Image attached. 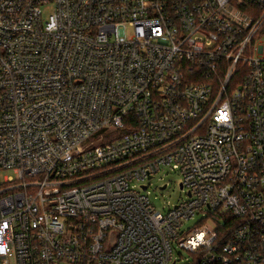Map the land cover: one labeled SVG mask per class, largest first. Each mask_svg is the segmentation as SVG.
Segmentation results:
<instances>
[{"label":"built area","instance_id":"obj_1","mask_svg":"<svg viewBox=\"0 0 264 264\" xmlns=\"http://www.w3.org/2000/svg\"><path fill=\"white\" fill-rule=\"evenodd\" d=\"M3 170L0 264H264V0H0Z\"/></svg>","mask_w":264,"mask_h":264},{"label":"rangeland","instance_id":"obj_2","mask_svg":"<svg viewBox=\"0 0 264 264\" xmlns=\"http://www.w3.org/2000/svg\"><path fill=\"white\" fill-rule=\"evenodd\" d=\"M49 13L48 10L44 11V16ZM91 141L95 142V138H90ZM13 175L10 170L0 171V182H3L4 176ZM29 180V178H27ZM180 176L170 166L163 165L157 174L150 180L135 181V186L139 188L141 185H147V193L150 202L155 206L157 210L166 211L168 208H172L181 198L185 197L184 190L179 187ZM163 184H167L166 188L161 190ZM140 189V188H139ZM212 225L213 221L211 218H205L204 213L199 212L193 217L187 219L183 223V229H193L197 225L201 224ZM173 257L177 260L176 264H182L190 260V257L186 251L175 249L173 251Z\"/></svg>","mask_w":264,"mask_h":264},{"label":"water","instance_id":"obj_3","mask_svg":"<svg viewBox=\"0 0 264 264\" xmlns=\"http://www.w3.org/2000/svg\"><path fill=\"white\" fill-rule=\"evenodd\" d=\"M179 187L182 188L181 183H179ZM161 190L166 188V184H163L161 187H159ZM143 189H145V186H143Z\"/></svg>","mask_w":264,"mask_h":264}]
</instances>
